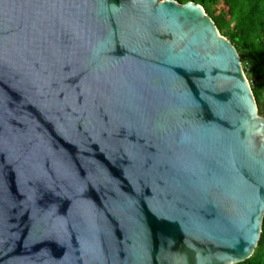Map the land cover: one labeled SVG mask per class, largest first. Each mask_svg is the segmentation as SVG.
<instances>
[{"label": "water", "instance_id": "95a60500", "mask_svg": "<svg viewBox=\"0 0 264 264\" xmlns=\"http://www.w3.org/2000/svg\"><path fill=\"white\" fill-rule=\"evenodd\" d=\"M263 215L264 117L200 4L0 0V264H235Z\"/></svg>", "mask_w": 264, "mask_h": 264}, {"label": "trees", "instance_id": "16d2710c", "mask_svg": "<svg viewBox=\"0 0 264 264\" xmlns=\"http://www.w3.org/2000/svg\"><path fill=\"white\" fill-rule=\"evenodd\" d=\"M200 4L219 32L235 47L250 83L258 113L264 117V0H176ZM235 264H264V215L252 255Z\"/></svg>", "mask_w": 264, "mask_h": 264}]
</instances>
